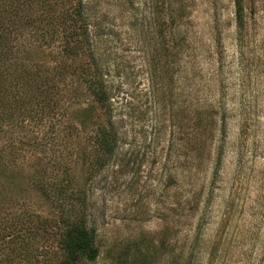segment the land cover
Segmentation results:
<instances>
[{"label": "rangeland", "instance_id": "1", "mask_svg": "<svg viewBox=\"0 0 264 264\" xmlns=\"http://www.w3.org/2000/svg\"><path fill=\"white\" fill-rule=\"evenodd\" d=\"M123 1L89 3L117 136L101 163L105 111L75 60L58 70L59 29L51 46L17 37L0 69V264H53L80 214L98 256L77 264H264V0H242L241 28L234 0H183L168 70L153 13L167 3Z\"/></svg>", "mask_w": 264, "mask_h": 264}, {"label": "trees", "instance_id": "2", "mask_svg": "<svg viewBox=\"0 0 264 264\" xmlns=\"http://www.w3.org/2000/svg\"><path fill=\"white\" fill-rule=\"evenodd\" d=\"M92 1L95 5L100 2V0H0V69L3 66L12 67L13 63H7L6 59L13 53L15 49L13 45L17 37L39 39L45 45L51 46L47 37L53 40L59 29L62 36L61 43L51 54L52 59H56L58 70L66 62L75 60L71 72L75 75L77 86L85 88L93 102L105 111L95 123L94 134L91 137L92 150L96 153L95 161L101 163L104 157L113 152L117 136L111 122L109 96L101 78L100 57L96 45L99 26L96 27V37L92 39L90 21L95 15L94 9L89 5ZM163 3H167L166 8L154 4L153 13L156 14L155 20L158 19L157 31L162 35L163 43L162 51L158 54L163 56L162 67L168 70L183 51L179 46L186 38L187 30L176 23L185 13L183 0H164ZM60 5H63L62 9ZM123 5L129 10L135 9L133 0H125ZM234 8L236 26L241 28L242 0H234ZM159 12H163L165 19L158 15ZM131 17L137 19L136 15H130L129 18ZM113 26L114 24L112 27L110 25L111 29ZM172 34L171 38L169 35ZM158 62L160 64V61ZM39 89L37 86V102L45 101L48 97L47 93L43 95ZM202 113L213 118L210 108L204 109ZM69 212L84 211L73 206ZM63 225L64 229L56 242L60 250V258L53 264H77L80 260H95L98 256L96 234L94 229L87 226L85 217L80 214L73 220H67ZM184 264H188V260H185Z\"/></svg>", "mask_w": 264, "mask_h": 264}]
</instances>
